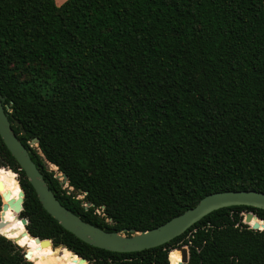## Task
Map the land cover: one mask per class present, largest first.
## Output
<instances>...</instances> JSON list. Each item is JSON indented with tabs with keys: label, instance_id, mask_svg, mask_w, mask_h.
<instances>
[{
	"label": "trees",
	"instance_id": "1",
	"mask_svg": "<svg viewBox=\"0 0 264 264\" xmlns=\"http://www.w3.org/2000/svg\"><path fill=\"white\" fill-rule=\"evenodd\" d=\"M0 94L61 204L105 230L151 229L213 192H264V0H0ZM0 181L12 199L20 184L26 229L56 246L19 238L9 207L0 264H178L181 245L185 264H264V220L255 230L241 214L261 208L222 207L116 252L42 207L1 136ZM10 238L29 240L28 260Z\"/></svg>",
	"mask_w": 264,
	"mask_h": 264
},
{
	"label": "water",
	"instance_id": "2",
	"mask_svg": "<svg viewBox=\"0 0 264 264\" xmlns=\"http://www.w3.org/2000/svg\"><path fill=\"white\" fill-rule=\"evenodd\" d=\"M4 100L5 97L0 94V136L4 144L12 156L17 160L20 168L25 172V175L35 190L37 198L40 201L42 207L54 219H56L62 227L92 246L116 252L140 251L170 241L174 237L182 234L187 228L213 210L233 205H246L264 209V192L254 189L226 190L213 192L202 197L194 206L187 208L182 213L171 217L164 223L151 229L138 231L124 228L119 231H108L100 228L83 220L79 215L61 204L54 192L50 189L36 163L32 160L29 150L18 139L17 135L13 131L11 122L9 120V111L7 107L5 109ZM13 122L14 124L21 127V123L19 121L14 120ZM21 133H25L24 129L22 128ZM29 144L30 146H36L37 139L32 138L29 141ZM47 164L49 163L47 162ZM11 171L14 172L13 170ZM59 175L62 177L61 181L65 182L66 175L63 173H60ZM1 188L2 182L0 181V189ZM0 200V229L9 223V220L4 218V213L9 207H11L14 211H16V218L20 221L23 227V232L19 238H22V236L25 235L29 238V240L33 241L34 243H38L41 246L49 245L53 249L56 248V246H53L51 239H42L37 236H32L26 229V224L28 221L25 217L20 216V212L23 208L22 203L24 201V191L20 187V184L18 196L15 199L10 197L9 192H2L0 193ZM85 205L89 206L90 203L87 202ZM252 218L264 220L259 218L253 211L243 212V223L249 224V221ZM250 228L255 230H263L259 229V224L257 221L253 222V224L250 225ZM1 234L6 236L3 233ZM10 239L23 248L24 257L28 260L31 254L29 240L26 241V244H19V242H16V238ZM175 249L180 251V260L178 261V264H185L189 258L187 245H181ZM73 254L77 257L78 263L85 262L86 264H90L85 257L75 253Z\"/></svg>",
	"mask_w": 264,
	"mask_h": 264
},
{
	"label": "rangeland",
	"instance_id": "3",
	"mask_svg": "<svg viewBox=\"0 0 264 264\" xmlns=\"http://www.w3.org/2000/svg\"><path fill=\"white\" fill-rule=\"evenodd\" d=\"M55 1H56L57 4H60V3H62V2L65 1V0H55ZM48 165H49V168H53V170L56 171L55 166H52V165H50V164H48ZM59 174H60V173H58L57 175L59 176L60 179H62V177H61ZM16 180H18V174H16ZM241 214H242V216H243V212H242ZM242 222H243V219H242ZM247 225L250 227L249 224H247Z\"/></svg>",
	"mask_w": 264,
	"mask_h": 264
},
{
	"label": "bare ground",
	"instance_id": "4",
	"mask_svg": "<svg viewBox=\"0 0 264 264\" xmlns=\"http://www.w3.org/2000/svg\"><path fill=\"white\" fill-rule=\"evenodd\" d=\"M53 166V165H52ZM17 214V213H16ZM34 243V242H33ZM35 244V243H34ZM38 245H40V244H38ZM41 246V245H40ZM74 260H76V261H78L77 260V257L74 255Z\"/></svg>",
	"mask_w": 264,
	"mask_h": 264
}]
</instances>
